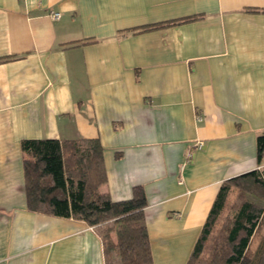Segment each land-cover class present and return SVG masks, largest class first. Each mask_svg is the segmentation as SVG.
Returning <instances> with one entry per match:
<instances>
[{
  "label": "crops",
  "instance_id": "0c3cea01",
  "mask_svg": "<svg viewBox=\"0 0 264 264\" xmlns=\"http://www.w3.org/2000/svg\"><path fill=\"white\" fill-rule=\"evenodd\" d=\"M263 133L264 0H0V264H104L86 223L27 210L23 140L97 139L100 192L142 188L153 264H186Z\"/></svg>",
  "mask_w": 264,
  "mask_h": 264
},
{
  "label": "trees",
  "instance_id": "16d2710c",
  "mask_svg": "<svg viewBox=\"0 0 264 264\" xmlns=\"http://www.w3.org/2000/svg\"><path fill=\"white\" fill-rule=\"evenodd\" d=\"M27 210L86 223L100 237L104 264H153L143 210L142 188L127 201L113 202L97 139H28L20 143ZM264 157V133L256 160ZM230 211L223 215L231 192ZM247 196L257 197L262 205ZM264 169L225 182L214 200L186 264H264ZM215 233V234H214ZM212 241V242H211ZM210 244V245H209ZM210 246L205 260L202 254Z\"/></svg>",
  "mask_w": 264,
  "mask_h": 264
},
{
  "label": "rangeland",
  "instance_id": "374dc122",
  "mask_svg": "<svg viewBox=\"0 0 264 264\" xmlns=\"http://www.w3.org/2000/svg\"><path fill=\"white\" fill-rule=\"evenodd\" d=\"M235 191L234 192H231L230 196H229V200L225 206V209L223 211V215H227L230 211V204L231 202L233 201L234 197H235ZM247 199L253 203H256L258 205H262V201L260 199H258L257 197H254V196H247ZM264 232V231H263ZM215 234V233H214ZM212 242V241H211ZM210 245V244H209ZM209 252H210V246H207L204 250V253L202 254V259L205 260L207 258V256L209 255Z\"/></svg>",
  "mask_w": 264,
  "mask_h": 264
},
{
  "label": "built area",
  "instance_id": "2783aa9c",
  "mask_svg": "<svg viewBox=\"0 0 264 264\" xmlns=\"http://www.w3.org/2000/svg\"><path fill=\"white\" fill-rule=\"evenodd\" d=\"M53 20H57V19H59L60 18V14L59 13H51L50 15H49ZM197 146L198 147H201L202 146V143H198L197 144Z\"/></svg>",
  "mask_w": 264,
  "mask_h": 264
}]
</instances>
